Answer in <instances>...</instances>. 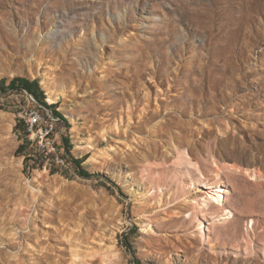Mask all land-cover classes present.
<instances>
[{
    "label": "rangeland",
    "instance_id": "rangeland-1",
    "mask_svg": "<svg viewBox=\"0 0 264 264\" xmlns=\"http://www.w3.org/2000/svg\"><path fill=\"white\" fill-rule=\"evenodd\" d=\"M0 112V264H264V0H0Z\"/></svg>",
    "mask_w": 264,
    "mask_h": 264
},
{
    "label": "built area",
    "instance_id": "built-area-1",
    "mask_svg": "<svg viewBox=\"0 0 264 264\" xmlns=\"http://www.w3.org/2000/svg\"><path fill=\"white\" fill-rule=\"evenodd\" d=\"M23 122L31 137L30 146L36 153V159L42 158L44 162H53L68 165V156L64 154L63 147L55 144L61 140V133L57 129L59 119L48 111L41 112L39 108H28L23 117Z\"/></svg>",
    "mask_w": 264,
    "mask_h": 264
},
{
    "label": "bare ground",
    "instance_id": "bare-ground-1",
    "mask_svg": "<svg viewBox=\"0 0 264 264\" xmlns=\"http://www.w3.org/2000/svg\"><path fill=\"white\" fill-rule=\"evenodd\" d=\"M39 75V74H38ZM41 78V77H40ZM43 81V80H42ZM44 83V82H43ZM50 87V86H49ZM47 97H48V99H47V102L48 103H50V104H54L55 102H56V96H55V94H53L52 92H51V90H47ZM0 122H2L3 124H4V126H5V135L2 137V139L3 140H9L10 138H11V129H12V124H13V119H12V116H10V115H8V114H6V113H3V112H0ZM234 154V156H233V158H234V160H237L238 162H239V157L238 156H236L235 155V153H233ZM257 172V171H256ZM259 173H257V175H258ZM34 175L37 177V178H42V179H45V180H51V181H56L57 180V178L56 177H53V178H50L49 177V175H48V173H47V171H35L34 172ZM217 192H220V190L219 191H217ZM210 196V195H209ZM213 197V196H212ZM213 202L217 205V206H222V202H221V195L220 194H217L214 198H213ZM120 221V220H119ZM198 223V227H197V233L203 238L204 237V235L203 234H205V232H206V227H203V222L202 221H199V222H197ZM110 234H112V233H110ZM113 235L114 234H112V236L111 237H113ZM110 237V238H111ZM109 238V239H110ZM114 238V237H113ZM110 245L109 246H107V248L106 249H104L103 248V250H102V252H103V254H104V258H108L109 256H108V254H106V253H111V255L112 256H116V253H115V247H114V245H113V242H111L110 241ZM101 247V246H100ZM103 247V246H102ZM95 252V251H94ZM92 253V252H91ZM97 253V252H96ZM92 255V254H91ZM89 256H90V254H89ZM111 256V257H112ZM73 258V257H72ZM78 258V255L76 254V255H74V259L76 260Z\"/></svg>",
    "mask_w": 264,
    "mask_h": 264
},
{
    "label": "trees",
    "instance_id": "trees-1",
    "mask_svg": "<svg viewBox=\"0 0 264 264\" xmlns=\"http://www.w3.org/2000/svg\"><path fill=\"white\" fill-rule=\"evenodd\" d=\"M24 90H26V91H29L30 92V94H32L31 93V90L29 89V88H24ZM56 114H54V116H55ZM57 116V115H56ZM29 144H30V142H29ZM43 162H44V159H42V158H37L36 159V163L39 165V166H41L42 164H43ZM72 164L74 165V167H75V169L78 171V174L81 172V168H80V166H79V163L78 162H76V161H72Z\"/></svg>",
    "mask_w": 264,
    "mask_h": 264
}]
</instances>
